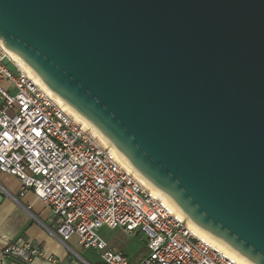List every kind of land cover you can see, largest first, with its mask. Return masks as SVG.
Segmentation results:
<instances>
[{
	"label": "water",
	"instance_id": "obj_1",
	"mask_svg": "<svg viewBox=\"0 0 264 264\" xmlns=\"http://www.w3.org/2000/svg\"><path fill=\"white\" fill-rule=\"evenodd\" d=\"M0 40L197 226L264 264V0H0Z\"/></svg>",
	"mask_w": 264,
	"mask_h": 264
},
{
	"label": "built area",
	"instance_id": "obj_2",
	"mask_svg": "<svg viewBox=\"0 0 264 264\" xmlns=\"http://www.w3.org/2000/svg\"><path fill=\"white\" fill-rule=\"evenodd\" d=\"M0 172L16 176L54 215L55 234L95 251L91 262L67 245L65 264H133L98 231L146 234L150 253L137 264H243L189 225L163 195L143 185L116 152L66 112L8 54L0 40ZM45 256L31 241H8L0 253L29 263ZM61 264L55 258H48Z\"/></svg>",
	"mask_w": 264,
	"mask_h": 264
},
{
	"label": "crops",
	"instance_id": "obj_3",
	"mask_svg": "<svg viewBox=\"0 0 264 264\" xmlns=\"http://www.w3.org/2000/svg\"><path fill=\"white\" fill-rule=\"evenodd\" d=\"M51 230L55 232L52 210L38 200L32 191L21 195V182L16 176L0 172V253L8 241L22 240L41 246L45 252L44 257L29 263L7 260L5 264H55L48 258L65 264L72 256L67 245L83 257L89 250L80 247L75 238L63 242ZM91 251L97 258L89 261L98 262L99 255Z\"/></svg>",
	"mask_w": 264,
	"mask_h": 264
},
{
	"label": "bare ground",
	"instance_id": "obj_4",
	"mask_svg": "<svg viewBox=\"0 0 264 264\" xmlns=\"http://www.w3.org/2000/svg\"><path fill=\"white\" fill-rule=\"evenodd\" d=\"M4 43V42H3ZM6 51L10 55V57L30 76L34 77L41 85L42 87L58 102L60 103L66 112L71 114L73 117H75L76 120L83 123L86 128L91 130L93 133H95L102 143L106 146L111 147L117 154L119 161L122 165H124L132 174L141 182L143 185L158 191L161 195H163L179 212L183 214V216L187 219L189 225L195 230L199 235L205 237L208 239L210 243L213 245L220 246L223 248L228 254L232 255L234 258H236L239 262L243 264H252L247 258L242 256L240 253L235 251L233 248L228 246L226 243H224L221 239L217 238L216 236L212 235L208 231L202 229L201 227L197 226L195 222L183 211V209L173 200L171 199L167 194H165L162 190L157 188L154 184H152L149 180H147L142 174L138 172V170L129 162V160L124 156V154L119 151L112 142L102 133L100 132L91 122H89L82 114H80L77 110H75L72 106H70L65 100H63L60 96H58L56 93H54L37 75V73L22 59L20 58L15 52L10 50L6 47Z\"/></svg>",
	"mask_w": 264,
	"mask_h": 264
},
{
	"label": "rangeland",
	"instance_id": "obj_5",
	"mask_svg": "<svg viewBox=\"0 0 264 264\" xmlns=\"http://www.w3.org/2000/svg\"><path fill=\"white\" fill-rule=\"evenodd\" d=\"M99 235L104 238L110 245H115L126 253L133 264L141 262L148 257L150 249L148 248V240L146 234L127 233L122 229H112L106 225L101 226L98 231ZM88 260H96V254H93L89 249L84 254ZM85 258V259H86Z\"/></svg>",
	"mask_w": 264,
	"mask_h": 264
}]
</instances>
